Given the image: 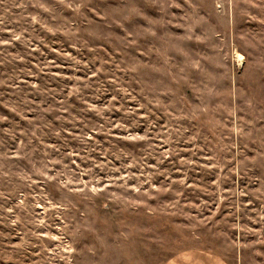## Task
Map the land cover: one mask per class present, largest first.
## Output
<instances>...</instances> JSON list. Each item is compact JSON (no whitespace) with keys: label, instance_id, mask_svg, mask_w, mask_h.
<instances>
[{"label":"rangeland","instance_id":"rangeland-1","mask_svg":"<svg viewBox=\"0 0 264 264\" xmlns=\"http://www.w3.org/2000/svg\"><path fill=\"white\" fill-rule=\"evenodd\" d=\"M0 264H264V0H0Z\"/></svg>","mask_w":264,"mask_h":264}]
</instances>
